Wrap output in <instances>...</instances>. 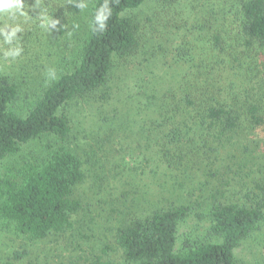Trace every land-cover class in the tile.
<instances>
[{"label": "trees", "instance_id": "trees-1", "mask_svg": "<svg viewBox=\"0 0 264 264\" xmlns=\"http://www.w3.org/2000/svg\"><path fill=\"white\" fill-rule=\"evenodd\" d=\"M26 1L31 13L24 33L8 43L5 33L12 29L0 24V162L28 144L47 141L42 155L0 175V221L29 242L64 235L85 212L79 188L88 175L108 182L107 175L116 179L127 171L129 182L121 179L134 196L123 191L112 203L113 214H120L114 244L122 264H240L236 250L264 223V151L257 139L264 129V0H211L191 12L192 40L176 52L177 72L166 73L160 88L161 77L152 76L156 81L144 93V108L138 102L127 111L128 120L138 124L132 132L141 138H125L131 130L123 120L110 134L106 129L105 140L93 138L84 147L67 108L114 100L118 92L110 83L121 62L140 53L160 59L155 47L146 49L153 41L132 16L147 0H94L78 50L33 94L26 74L37 68L34 55H51V35L64 34L69 19L78 22L86 7L79 5L86 1ZM156 1L166 6L170 0ZM105 6L110 15L100 29L95 18ZM15 49L18 56L5 55ZM23 97L29 100L25 113L17 109ZM118 138L123 157L114 148L119 157L113 163L109 151L101 155L105 143ZM128 139L136 144L129 150L132 158L142 150L145 162L157 158L160 178L167 176L174 187V202L148 200L150 184L138 175L145 169L127 168ZM155 177L152 172L150 179ZM192 218L210 222L216 241L186 238L179 245L180 229ZM103 256L88 264H116Z\"/></svg>", "mask_w": 264, "mask_h": 264}, {"label": "rangeland", "instance_id": "rangeland-1", "mask_svg": "<svg viewBox=\"0 0 264 264\" xmlns=\"http://www.w3.org/2000/svg\"><path fill=\"white\" fill-rule=\"evenodd\" d=\"M85 1L86 7L77 20L78 22L69 19L65 25L64 34L59 33L57 37L56 34L51 35L54 45L51 49V55L49 56L47 52L34 55L33 58L37 60V68L26 74L27 79L32 81L30 84L33 89L31 94L38 90L40 82L46 84L62 72L63 66H66L64 61L71 60L78 50L94 3V0ZM207 1L209 3L211 0H170L166 6H163L156 0H147L140 9L132 14L145 32V37L147 36L149 40L153 41L150 44L151 47H146V49L151 51V48L155 47L153 52H157L160 59L155 61L151 58V54L140 53L124 66L121 62L117 65L110 83L112 90L118 92L114 100L108 103L79 101V103H72L67 108L66 113L71 118L76 132H82L78 141L81 146L84 147L86 142H92L93 138L105 140L110 134V128L114 125L117 126V124L123 125V120L126 125L125 128L129 127L131 130L127 132L128 135H125V138H135V136L141 138L132 132L134 127L135 130L138 128V124L128 120L127 111L130 110V107L137 106L138 102V105L142 104L141 107L144 108L146 102L144 93L149 88L150 83L156 81L150 80L152 76L161 77L156 81L158 88H160V84L165 82L162 77L165 79L166 73L171 75V73L177 72L179 65L176 62V52L188 40H192L191 31H194L195 18L194 15L190 14L200 10ZM211 2L213 3V1ZM21 11L23 15L18 11L14 17L11 15L8 22L5 18L8 14H0V24L3 23L4 27L10 26L12 30L19 27L20 31L24 33L29 24L27 18L31 13V4L22 0ZM150 18L153 19V22L149 20ZM40 22L43 26L45 25L44 22ZM43 28V33L48 35L46 32L48 28L45 26ZM125 77L130 82L124 80ZM35 82H37V87ZM28 105L29 100L23 97L18 102L17 109L21 113H25L28 110ZM106 129L109 130V134ZM132 133L133 135H131ZM121 135L120 137H123ZM258 135L260 138L257 139L258 141L261 140V143L263 142L261 147L264 151V129L260 130ZM46 141L44 139L28 144L22 147L18 155L0 162V175L15 173L25 160L42 155ZM111 144L110 142L105 143L106 147L101 156L104 158L105 151H109V157L115 163V159L119 155L116 156L111 150L114 148L120 150L123 157V138H118L114 144ZM124 145L126 148L124 154L127 156L126 162L129 164L127 168L140 167L145 169V175H141L139 170L138 175L139 178L150 184L151 190L147 196L148 200L165 199L168 202H174L175 197L172 194L174 187L167 176L165 179L160 178L161 173L158 169L159 161L157 158L154 157V161L145 162L146 159L141 156L143 150L141 153L136 151L132 158L129 150H132L136 144H133L132 139H128ZM128 145H131V148H128ZM151 154H155V152ZM112 166L108 165L107 168L113 170ZM152 172H155V179H150ZM129 175L131 174L127 171L116 179L107 175V182L106 179L104 181L98 180L95 173L89 174L85 183L79 188V195L82 196L85 212L75 218V230H70L64 235H50L42 242H29L17 236L12 228L0 221V264H79V262L85 264L82 259H86L88 264L97 256H103L106 250L109 255L103 256L104 262L110 260L116 264H122V253L117 249L115 250L114 244L115 230L119 225L117 217L119 218L120 214H113L112 203L117 196L123 194V191L126 194L129 193V196H134L130 183L123 184V179H121L123 176L129 182L127 178ZM110 177L111 179H109ZM164 182L167 183L161 186ZM179 236V245L186 238L193 241H216V238L210 233V222L207 220L199 221L194 218L183 224ZM236 257L240 264H264V223L236 250Z\"/></svg>", "mask_w": 264, "mask_h": 264}, {"label": "clouds", "instance_id": "clouds-1", "mask_svg": "<svg viewBox=\"0 0 264 264\" xmlns=\"http://www.w3.org/2000/svg\"><path fill=\"white\" fill-rule=\"evenodd\" d=\"M85 6L86 5L83 3L79 5L80 8H84ZM21 9L22 0H0V14H10L14 17L15 14L19 11L20 14L23 15V12L20 11ZM108 15H110V13L106 11V6L102 8L99 13H97L95 19L99 24L100 29H103L105 27L104 22L107 20ZM53 26H55V24H53ZM17 31H20L19 27L14 28L11 33H5L6 42L10 43L12 38L15 37ZM19 54L20 49H15L13 51L5 53L6 56L11 55L13 57L18 56Z\"/></svg>", "mask_w": 264, "mask_h": 264}]
</instances>
